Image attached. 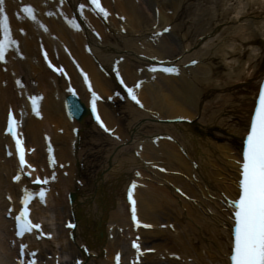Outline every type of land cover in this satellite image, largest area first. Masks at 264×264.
I'll return each mask as SVG.
<instances>
[{"label": "bare ground", "instance_id": "obj_1", "mask_svg": "<svg viewBox=\"0 0 264 264\" xmlns=\"http://www.w3.org/2000/svg\"><path fill=\"white\" fill-rule=\"evenodd\" d=\"M79 3L86 2L5 0L19 52L10 50L7 63L0 64V264H15L13 258L18 256L17 241L10 243L11 221L3 216L8 207L5 197L17 203L26 181H11L17 165L4 152L10 142L1 131L12 106L23 111L28 145L37 149L30 159L39 172L48 173L46 136L52 137L58 161L69 165L56 173L45 206L39 202L33 206V216L45 221L54 235L52 240L29 244L39 251L38 264H56L57 259L76 264L77 258L83 264H113V255L119 251L123 264L128 263V236L133 232L124 190L134 171L144 181V187L136 191L138 214L154 225V230L139 233L142 245L156 253L146 256L142 264H225L230 244L228 212L217 199L221 192L236 197L233 181L238 152L221 142L234 133L240 139L246 129L245 114L253 97L245 86L257 78L264 62V0H103L110 14L106 24L89 7L78 17ZM28 4L35 7L39 24L21 11ZM165 28L169 34L156 35ZM40 43L53 58L55 52L71 53L89 71L94 88L105 99L117 89L96 62L109 67L119 57L125 58L119 61L120 71L126 83L142 79L139 99L144 110L125 102L119 113L112 104H100L104 121L110 129L116 128L118 139L91 127L89 114L82 122L69 121L64 107L66 84L43 65L38 56ZM139 55L162 59L179 55L182 65L193 60L196 65L181 67L175 76L154 75L148 73L149 61ZM63 62L80 100L86 101L80 77L68 60ZM30 93L43 96L41 119L30 115L26 103ZM179 117L184 122L162 121ZM124 121L127 126L122 125ZM202 129L216 134L209 139ZM155 165L167 173L154 170ZM90 171L92 178L81 177ZM177 188L192 201L177 195ZM70 194L75 197L71 203ZM160 218L172 225L163 229ZM70 219L77 223L74 231L65 229ZM159 254L166 255L164 261Z\"/></svg>", "mask_w": 264, "mask_h": 264}, {"label": "snow or ice", "instance_id": "obj_2", "mask_svg": "<svg viewBox=\"0 0 264 264\" xmlns=\"http://www.w3.org/2000/svg\"><path fill=\"white\" fill-rule=\"evenodd\" d=\"M86 3L90 4V10L95 12L96 15L107 19L109 17V12L102 5V0H85ZM5 0H0V62L7 63L6 57L8 56L10 50H15L19 52V44L13 37V31L10 23L9 16L6 14L5 10ZM80 10L83 12L84 4L80 5ZM21 11L30 18L33 22L39 24L36 17L35 11L30 6H25ZM71 26L79 30V25L75 21H69ZM43 27V25H41ZM47 31V28H45ZM170 29L165 28L164 32H168ZM156 35H163V33H156ZM22 58V57H21ZM45 60H48L47 52L44 53ZM195 63V62H194ZM49 67H53L51 61H49ZM58 69L53 68V71ZM151 72L156 73L158 69L152 67ZM159 71L170 74L179 75V69L175 67H164L159 69ZM63 74V73H61ZM117 76L119 77V71L117 69ZM87 79V77H85ZM17 83L21 88L24 87L19 81ZM120 83L124 84L123 79H120ZM141 85L137 84L136 88ZM91 90V85L89 86ZM127 95L131 97L140 107H143L140 100L137 97L136 91L132 87H127ZM31 106L33 112L36 116H40L39 100L38 96H32ZM100 97L97 96L95 92H92V110L97 111V101ZM100 126L104 128L107 132V127L100 120L99 115L96 117ZM20 127V122L16 119L14 115L9 117L7 123L8 133L15 138V148L19 156L20 170L23 172L25 168H29L30 165L26 163L25 159V146L24 140L18 137L17 128ZM242 147V160L238 161L239 171L237 179V195L234 199L226 201L227 206L231 212L229 219L232 221L230 229V264H264V90L259 92L258 104L255 107L254 115L250 118L249 124L247 126L246 135L243 138ZM52 152L51 146L48 149ZM12 153L9 152V155ZM51 164L53 167L56 165V160L53 157L51 159ZM35 171V169H31ZM160 171H165L160 169ZM31 175V172L28 173ZM15 179L20 181L21 176H16ZM55 180V175L51 177ZM36 184L47 185L49 184V179H41L37 177L34 180ZM137 185L133 183L131 185V190L128 192V199L132 204V216L136 220L137 227L140 226L139 221L136 219V201L133 199V191ZM39 200L45 201L46 192L41 189L39 190ZM35 199V194L27 189L24 190L22 209L18 214L13 216L15 221V234L21 238L25 234L32 233L34 231H39L41 225L34 223L30 217L29 205ZM14 211V210H13ZM69 228H75L74 224H68ZM144 227H151L150 225H144ZM51 238V237H49ZM133 247L136 249L137 253L141 252L140 245L138 243H133ZM27 245L20 244V253L26 254ZM86 250V249H85ZM31 264H37L35 259L36 252H31ZM117 262L119 264L120 257L117 256ZM178 259V257H177ZM19 264H26L24 260H20Z\"/></svg>", "mask_w": 264, "mask_h": 264}, {"label": "rangeland", "instance_id": "obj_3", "mask_svg": "<svg viewBox=\"0 0 264 264\" xmlns=\"http://www.w3.org/2000/svg\"><path fill=\"white\" fill-rule=\"evenodd\" d=\"M214 134V133H213ZM230 143H232V145H235V140L234 139H232V138H226Z\"/></svg>", "mask_w": 264, "mask_h": 264}]
</instances>
